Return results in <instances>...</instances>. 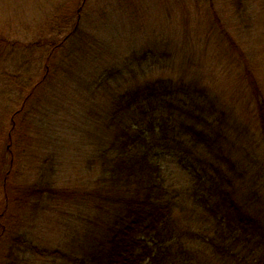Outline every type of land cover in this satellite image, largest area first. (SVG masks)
Segmentation results:
<instances>
[{"label": "trees", "instance_id": "1", "mask_svg": "<svg viewBox=\"0 0 264 264\" xmlns=\"http://www.w3.org/2000/svg\"><path fill=\"white\" fill-rule=\"evenodd\" d=\"M230 4L229 15L225 8L220 18L215 16L213 58L205 49L176 56L150 41L138 53L115 57L111 72L95 83L105 106L89 115L90 125L82 132L86 150L71 159L66 183L62 178L55 182V176L49 180L46 169L61 171L66 165L57 162V149L44 146L37 152L41 180L13 195L8 189L13 175L27 167L25 106L44 79L58 74L56 63L62 64L60 55L83 27L90 5L64 27L57 20L59 12L68 18L67 6L53 11L38 39L68 34L59 44L47 41L42 46L37 39L26 44L58 50L46 58L44 79L26 98L16 99L21 108L10 118L0 213V246L11 238L6 262L264 264V0ZM0 12L4 16L6 11ZM248 18L263 25V33L257 34L262 45L257 37L250 42L237 39ZM14 43L0 34L5 54L0 57V78L11 83L23 78L22 85H30L31 77L25 78L29 70L22 71L27 63L13 64L18 54L6 60L10 55L5 49ZM185 53L187 58L175 62ZM27 200H35L34 207L41 210L46 201L50 213L59 208L73 228L66 227L52 244L36 242L27 231L17 236L10 227L13 211ZM63 233L69 234L65 238Z\"/></svg>", "mask_w": 264, "mask_h": 264}, {"label": "rangeland", "instance_id": "2", "mask_svg": "<svg viewBox=\"0 0 264 264\" xmlns=\"http://www.w3.org/2000/svg\"><path fill=\"white\" fill-rule=\"evenodd\" d=\"M0 5V9L6 11L4 16L0 12V18L3 16L2 22L0 21V34L15 40L12 46L7 45L5 49L10 55L6 60L18 54L13 64L17 66L26 62L22 71L29 70L25 78L31 77L32 81L30 85H22L23 78L12 83L10 80L9 82L0 78V213L5 204L6 189L3 186V178L8 160L5 150L11 128L10 118L14 109L21 108V102L18 104L16 99L26 98L35 84L44 79L47 71L44 64L46 58L52 50L54 53L58 50L50 46L40 50L38 49L40 45L26 44L34 39L40 42L39 35L46 33L45 30L49 27L46 20L55 13L53 11L67 6L68 18L59 12L57 20V23L64 27L66 26L64 22L67 20L75 23L77 13L81 14L84 8L86 7L87 10V6L90 5L89 12L82 18L83 27L80 28L78 35L70 40L65 53L60 55L59 60L62 59V64L56 63L60 67L57 69L58 74L47 82V79H44L25 106L24 111L27 116L23 123L27 127L25 144L29 152L24 164L27 167L25 170L18 168L14 173L8 188L13 195L12 191L21 189L23 185H35L41 180L37 179L42 165L37 152L44 146L57 149V162L66 165L61 171L55 166L46 169L49 180L55 176V182L59 181L58 178H62V183H66V175H70L71 172L69 167L71 159L74 160L77 153L82 154L86 150L85 135L82 132L90 125L89 115L98 107L105 106V99L101 97V91L96 89L95 83L104 73L111 72L115 57L127 55L129 52L138 53V49L146 46L150 41L152 44L157 43L170 49L169 51L176 56L187 50L198 52L205 49L204 52L209 58H213L217 52L216 46L214 47L216 38L212 33L216 28L215 16L218 14L220 18L225 8L226 15L232 12L230 0L228 2L226 0H73L72 2L71 0H0ZM77 8H79L78 12ZM223 21L224 24L231 25L227 23L226 17H223ZM247 21L249 23L242 24L237 30L239 31L237 39L250 42L256 39L257 34L260 36L263 33V25L249 18ZM250 27L257 28L251 31ZM195 33L199 36L194 35ZM67 34L68 32L54 34L51 41L44 39L40 43L42 46V42L47 41L53 45L59 44ZM257 39L258 46L262 45L263 41L258 37ZM20 53L22 55H19ZM187 55L188 53L178 56L175 62L181 63ZM189 55L193 56L192 53ZM202 55L206 56L205 53ZM0 57H5L1 51ZM2 64L6 65V62ZM53 64L54 60L50 62V68ZM182 65L185 70L187 64ZM51 69L53 73L55 69L53 67ZM31 107L34 109L32 111L34 114L28 115ZM21 117L22 114L17 119L19 124ZM34 204H37L35 200L32 203L27 200L23 201L21 206L15 207L13 224L9 226L18 232L17 236L22 237L21 235L27 231L36 242L52 244L66 227L73 228L72 221L66 219L59 208L56 210L60 213L58 211L50 213L46 201V208L42 210L39 206L34 207ZM12 210L13 208H9V213ZM3 221L5 222V219ZM63 235L66 238L67 235L64 233ZM10 239L9 236L0 246V264H16L14 260L6 262L3 258Z\"/></svg>", "mask_w": 264, "mask_h": 264}]
</instances>
